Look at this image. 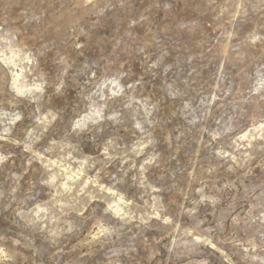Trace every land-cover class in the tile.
I'll list each match as a JSON object with an SVG mask.
<instances>
[{
  "label": "rangeland",
  "instance_id": "1",
  "mask_svg": "<svg viewBox=\"0 0 264 264\" xmlns=\"http://www.w3.org/2000/svg\"><path fill=\"white\" fill-rule=\"evenodd\" d=\"M0 264H264V0H0Z\"/></svg>",
  "mask_w": 264,
  "mask_h": 264
}]
</instances>
